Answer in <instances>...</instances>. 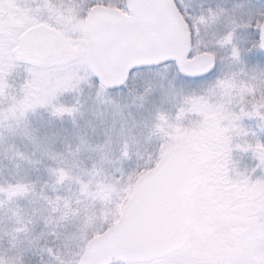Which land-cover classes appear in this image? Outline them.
Returning a JSON list of instances; mask_svg holds the SVG:
<instances>
[{"label":"snow or ice","instance_id":"snow-or-ice-1","mask_svg":"<svg viewBox=\"0 0 264 264\" xmlns=\"http://www.w3.org/2000/svg\"><path fill=\"white\" fill-rule=\"evenodd\" d=\"M262 135L264 0H0V264H264Z\"/></svg>","mask_w":264,"mask_h":264},{"label":"rangeland","instance_id":"rangeland-1","mask_svg":"<svg viewBox=\"0 0 264 264\" xmlns=\"http://www.w3.org/2000/svg\"><path fill=\"white\" fill-rule=\"evenodd\" d=\"M65 98H67V94H65ZM46 114H45V119H46ZM35 120H39V116L34 118ZM246 125H251L253 128L255 127L254 126V122L253 121H249V120H245L244 122ZM261 139L264 140V135L261 136ZM237 155H240V154H237ZM244 155V161L246 163H253L252 159H251V155L250 154H243ZM9 166V167H8ZM0 168H2L4 170V177H0V179L2 178H12L9 176V173L10 172H13L14 169L12 167L11 164H9V162L7 160H3L2 158H0ZM25 173L27 174V176H30L31 178H35L36 176L38 175H42L43 172H36L34 170H24L22 169L21 172H20V175L21 176H24Z\"/></svg>","mask_w":264,"mask_h":264},{"label":"trees","instance_id":"trees-1","mask_svg":"<svg viewBox=\"0 0 264 264\" xmlns=\"http://www.w3.org/2000/svg\"><path fill=\"white\" fill-rule=\"evenodd\" d=\"M9 167V166H8ZM6 178V177H5Z\"/></svg>","mask_w":264,"mask_h":264}]
</instances>
